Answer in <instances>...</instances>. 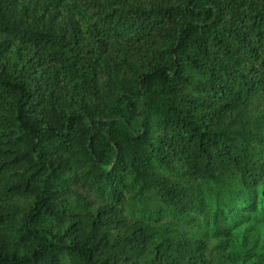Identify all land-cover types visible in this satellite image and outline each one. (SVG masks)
Segmentation results:
<instances>
[{"label": "trees", "instance_id": "obj_1", "mask_svg": "<svg viewBox=\"0 0 264 264\" xmlns=\"http://www.w3.org/2000/svg\"><path fill=\"white\" fill-rule=\"evenodd\" d=\"M260 100L264 0H0V264H264ZM178 166L236 178L250 245L213 198L207 235L159 224Z\"/></svg>", "mask_w": 264, "mask_h": 264}, {"label": "rangeland", "instance_id": "obj_2", "mask_svg": "<svg viewBox=\"0 0 264 264\" xmlns=\"http://www.w3.org/2000/svg\"><path fill=\"white\" fill-rule=\"evenodd\" d=\"M263 107L264 102L263 100H260L251 104L250 107L246 110H249L254 114L260 115L261 109ZM177 168H179V170L175 171L171 176L174 179H179L181 184L187 186L192 190V195L197 196L194 202V204L197 206L195 208L193 207V209L191 210H186L185 212L181 213L180 209L165 205L156 192H147V197L144 198L142 202L144 205L148 204L149 207L153 209L155 218L160 220L159 224H165V229L172 230L171 234L173 235L185 233L192 235L195 234V236L204 234L207 235L214 229V225H212L211 220H209V211H207L208 205L206 203L209 201V199L212 200L213 198L217 202L222 203L223 205L234 207L237 213L234 219H226L227 221L222 222L221 225H223V227L216 228V231L223 232L224 228L230 227L237 222L235 225L237 229H235V233V230L233 231V228L226 229V231L230 235V239H232L231 241H233V239H240L241 234H243L249 239L247 245H250V241L255 237L258 231V220L256 218H251L249 214L246 215L247 212H245L244 209L247 206L243 205L241 201H247L248 197L244 196L242 198L243 194L239 191L240 187L238 185H233V181L236 178L230 177L226 179L221 177L220 180H223L222 185H217L216 182L213 181L211 186L205 182L199 180L195 181L194 179L186 176L184 169L181 168V166H178ZM140 206L141 205L136 202L134 204V207L130 208V211L133 214H138L139 211L137 210ZM212 237H209V245L211 247V252L214 253L216 260H218L221 253L220 250H217V246L221 241L222 236L216 238ZM225 239L227 244V236H225ZM257 263H259V261H257Z\"/></svg>", "mask_w": 264, "mask_h": 264}]
</instances>
